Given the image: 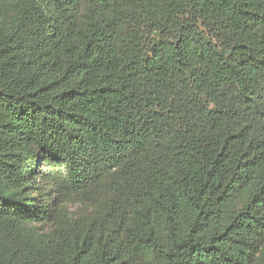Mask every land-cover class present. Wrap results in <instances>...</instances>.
Here are the masks:
<instances>
[{"label": "trees", "instance_id": "16d2710c", "mask_svg": "<svg viewBox=\"0 0 264 264\" xmlns=\"http://www.w3.org/2000/svg\"><path fill=\"white\" fill-rule=\"evenodd\" d=\"M0 264H264V0H0Z\"/></svg>", "mask_w": 264, "mask_h": 264}, {"label": "rangeland", "instance_id": "374dc122", "mask_svg": "<svg viewBox=\"0 0 264 264\" xmlns=\"http://www.w3.org/2000/svg\"><path fill=\"white\" fill-rule=\"evenodd\" d=\"M72 210H73V211H77V208H76V207H74V208H72Z\"/></svg>", "mask_w": 264, "mask_h": 264}]
</instances>
